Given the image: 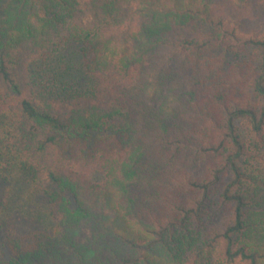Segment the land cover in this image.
I'll list each match as a JSON object with an SVG mask.
<instances>
[{"label": "trees", "instance_id": "obj_1", "mask_svg": "<svg viewBox=\"0 0 264 264\" xmlns=\"http://www.w3.org/2000/svg\"><path fill=\"white\" fill-rule=\"evenodd\" d=\"M0 264H264V0H0Z\"/></svg>", "mask_w": 264, "mask_h": 264}, {"label": "rangeland", "instance_id": "obj_2", "mask_svg": "<svg viewBox=\"0 0 264 264\" xmlns=\"http://www.w3.org/2000/svg\"><path fill=\"white\" fill-rule=\"evenodd\" d=\"M26 196L27 195H25V194H23L22 193V195H21V197H19L18 199H17V204L18 205H23L22 203H21V200L24 198H26ZM32 203L33 202H30V203H24V206H23V208H27V214L29 215L28 217H26L25 216V218L28 220L29 218H32V216H33V211H32V209H33V205H32ZM15 214V216L12 218L13 220H9V223H10V227L9 228H11L13 231L12 232H15V228H17V226L19 225V222H21V217L20 216H18V215H20L21 213L19 212V213H14ZM22 216H23V214H21ZM88 227H82V232H83V234H87L88 233Z\"/></svg>", "mask_w": 264, "mask_h": 264}]
</instances>
